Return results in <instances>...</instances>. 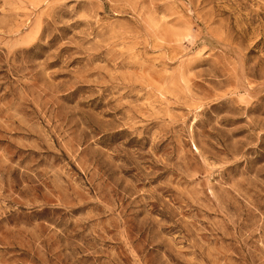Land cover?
I'll return each mask as SVG.
<instances>
[{"label": "rangeland", "instance_id": "374dc122", "mask_svg": "<svg viewBox=\"0 0 264 264\" xmlns=\"http://www.w3.org/2000/svg\"><path fill=\"white\" fill-rule=\"evenodd\" d=\"M0 264H264V0H0Z\"/></svg>", "mask_w": 264, "mask_h": 264}]
</instances>
